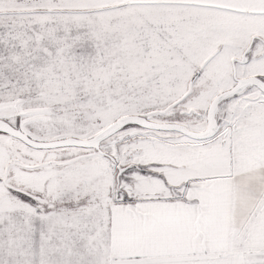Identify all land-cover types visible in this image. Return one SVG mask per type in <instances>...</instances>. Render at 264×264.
<instances>
[{
	"label": "snow or ice",
	"instance_id": "6c2138e0",
	"mask_svg": "<svg viewBox=\"0 0 264 264\" xmlns=\"http://www.w3.org/2000/svg\"><path fill=\"white\" fill-rule=\"evenodd\" d=\"M0 264H264V0H0Z\"/></svg>",
	"mask_w": 264,
	"mask_h": 264
}]
</instances>
